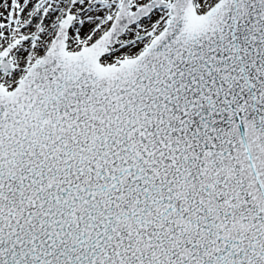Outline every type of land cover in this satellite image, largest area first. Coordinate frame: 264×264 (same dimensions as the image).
Masks as SVG:
<instances>
[{"label": "snow or ice", "instance_id": "obj_1", "mask_svg": "<svg viewBox=\"0 0 264 264\" xmlns=\"http://www.w3.org/2000/svg\"><path fill=\"white\" fill-rule=\"evenodd\" d=\"M0 264H264V0H0Z\"/></svg>", "mask_w": 264, "mask_h": 264}]
</instances>
